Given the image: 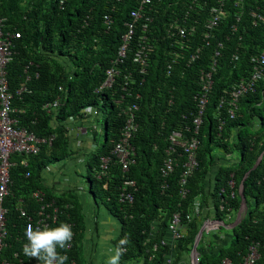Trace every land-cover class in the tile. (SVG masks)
<instances>
[{"label": "trees", "instance_id": "1", "mask_svg": "<svg viewBox=\"0 0 264 264\" xmlns=\"http://www.w3.org/2000/svg\"><path fill=\"white\" fill-rule=\"evenodd\" d=\"M62 1L0 0L6 32L21 33V38L14 42V58L8 66L10 92L16 95L13 105L20 111L13 117L20 120L19 127L41 138L55 136L53 144L44 145L39 154L28 159L14 158L16 165L11 170L10 195L6 200L9 237L0 264L6 260L15 264H21L19 260H23L22 264L39 263L23 254L27 219L21 217L18 208L23 207L33 217L45 203H55L59 208L57 221L50 228L68 223L73 229L71 248L57 250L67 258L66 264H87L84 242L91 230L86 211L93 210L97 215L102 205L120 224L116 250L121 249V241H126L127 252H122L121 264H168L172 257L173 264H181L183 256H190L203 226L196 212L201 213L202 209L206 213L211 207L214 211L209 214L225 223L217 231L226 233L204 236L198 247L201 264H223L226 259L242 264L253 243L261 244L263 263L264 158L257 167L256 164L264 157V122L261 123L256 106L264 104V76L254 93L240 99L234 118L228 114L227 105L220 108V103L224 97L229 99L240 80L250 78L254 57L264 47V23L254 26L250 16L252 11L264 15V1L243 0L241 8L236 7L237 0L227 1L226 19L206 41L204 24L216 11L218 0H200L202 5L193 11L188 7L192 0H153V10L148 7L137 23L134 41L118 67L116 84L100 92L97 90L104 84L106 72L119 55L126 23L141 0ZM175 18H190L186 24L181 22L189 31L191 23L198 21V32L186 39L170 38L167 31ZM144 25H148L147 30ZM150 45V63L143 74L144 67L135 62V57ZM217 52L220 55L216 59L214 87L197 136L199 167L189 178L190 192L183 198V168L177 167L168 179L163 177L161 168L173 131L183 130L187 138L195 135L200 75L211 70ZM196 54L199 58L191 62ZM23 87L27 92L17 95ZM55 101L60 102L58 108L51 113L43 110L44 105ZM132 104L139 106L134 121L138 132L131 140L136 164L125 172L113 151L129 119L123 109ZM91 109L105 115L108 110L105 124L99 117L94 119L97 129L85 121L89 117L86 112ZM73 119L84 120L87 136L75 138L71 134L67 121ZM103 125L105 141L96 155L89 153L88 145L92 139L96 141L97 131ZM249 129L254 132L250 134ZM182 151L178 147L175 156ZM109 157L110 170L100 178L102 158ZM76 159H84L86 177L74 168L72 162ZM50 168L58 171L56 175L68 178L65 188L54 185L47 172ZM86 180L90 182V194ZM231 180L236 182L235 198H231ZM127 181H136L138 186L133 204L121 201ZM243 181L249 213L227 230L233 224L227 222L229 209H233L235 219L243 204ZM37 191L45 195L43 203L33 197ZM85 195L94 200L88 202ZM222 205L225 211H221ZM176 213L182 214L185 237L173 247L163 246L162 241L169 238L168 225ZM99 223H95V231ZM104 223L110 230L109 222ZM111 228L116 232L115 225ZM111 238L114 239V233Z\"/></svg>", "mask_w": 264, "mask_h": 264}, {"label": "built area", "instance_id": "2", "mask_svg": "<svg viewBox=\"0 0 264 264\" xmlns=\"http://www.w3.org/2000/svg\"><path fill=\"white\" fill-rule=\"evenodd\" d=\"M65 0L62 1L64 3ZM121 2L122 0H117ZM156 2H163V0H155ZM227 1L230 0H218V7L216 11L212 13L211 17L204 24V40H208L212 33L217 29L220 24L227 17L226 5ZM264 1V0H262ZM153 0H141L139 2V8L135 9L131 13V19L126 23L127 32L122 38V46L119 51V55L116 60L113 61L112 67L108 69L106 72V80L104 84L101 86L97 92L103 91L107 88H112L116 84V77L119 74V65L124 63L127 52L131 47V44L135 38V32L137 29V23L144 18V12L149 7L152 11L153 8L151 5L153 4ZM205 3H207L205 1ZM204 3V4H205ZM200 0H192L190 10H195L194 7H200ZM202 5V4H201ZM244 5L243 0H237L236 7L241 8ZM243 13L240 12L239 16H242ZM253 19L254 26H258L261 22L264 23V15L260 14L257 11H252L250 15ZM190 18H185L182 21V18H175L169 25L168 34L170 38H175L180 36L181 39L189 38L190 36H195L198 32V21H193L191 23L190 31L185 27H182V23L186 24L187 20ZM147 20L151 21V18H147ZM108 23L110 20L107 18ZM106 21V23H107ZM182 22V23H181ZM6 18L0 15V262L2 257V252L7 246V241L9 237L8 230V221H7V213L8 209L6 207L7 197L10 195V185H11V170L16 165L14 160L15 157H23L24 159H28L30 156L37 155L41 152L42 147L46 144L52 145L55 139V136H51L48 138H41L37 136L35 133L30 132L27 128L19 127L20 120L18 118H14L13 114L19 113L20 111L16 109L13 105V101L15 96L10 92V83L8 79V66L13 61L14 51H15V40L21 38V33H11L6 32ZM148 25H144L143 29L147 30ZM185 44L184 42H182ZM190 44V43H189ZM188 45V44H185ZM209 45V43H207ZM223 45L220 44V47ZM151 45L145 48L144 50H139V54L135 57V62L141 63L143 65L142 73H146V69L149 67V57L151 52ZM200 51V50H199ZM198 51V53H199ZM220 52H217L215 55V60L213 66L210 71H204L200 75V86H201V95L197 96L196 99L199 102L198 108L199 113L194 120V136L189 138L185 137L183 130H175L170 136L171 146L168 147L166 151L167 156L164 159L163 166L161 168V173L165 179H168L171 174H173L177 167H182L183 172L181 176L180 186H181V195L183 198H186L189 194L188 182L189 178L194 174L197 167H199L198 160V149L200 146V140L197 138L199 135V130L203 122V116L206 111L207 104L210 99V93L214 87V75L217 72V57H219ZM198 54L192 56L191 62L198 59ZM255 64L253 65L252 72L250 73V78H244L240 80L233 88L230 93L229 99L224 97L221 100L220 108L226 106L227 112L230 115L231 119L236 115V108L238 107L239 101L241 98L245 97L249 93H254L256 90L257 82L263 79L264 76V47L258 53L256 57H254ZM172 70V67H169ZM30 78L28 77L27 80ZM27 88L23 87L18 92L17 95H22L24 92H27ZM59 101H55L52 103H48L43 106V110H46L48 113H51V110H55L60 106ZM139 111V106L137 104H132L123 109V114L129 117L127 121V125L125 131L122 133L119 142L117 143L113 154L116 156V159L121 163L125 172H128L134 164H136L135 159V148L131 144V140L134 137V134L138 132V125L134 123L136 118V112ZM89 117L86 122L91 124L94 129L98 127L94 125V119H97L100 116V113L97 109H91L88 113ZM85 119V118H84ZM84 120H68L67 123L69 126V130L71 134L74 135L75 138H80L88 135V128L84 127ZM178 147L183 149L182 152L179 153L178 157L175 156V153L178 152ZM185 159L183 162L179 160ZM111 158H102V162L100 165V178L105 176L111 167ZM263 160V159H262ZM183 164V165H182ZM24 165H27V162L24 161ZM48 174L53 180L54 185L59 188H64L68 183V178L64 176H58L55 173L58 171L55 168L48 169ZM29 176V174H28ZM230 188L232 190L231 198H235L236 196V182L231 180ZM123 193L121 194V201L128 202L133 204L135 197L134 194L138 191V186L136 181H127L124 183ZM130 190L127 194L126 191ZM131 192V193H130ZM225 192V189L222 190V193ZM242 192V188H241ZM44 194L40 191L34 192L33 197L37 200H40L42 203L44 202ZM224 202V201H223ZM20 203L23 204V201L20 200ZM226 204H229L226 201ZM22 218L27 219L26 223V231L29 225L32 226L33 230L37 227L43 229L45 227L50 228L52 222H56L58 218L59 208H56L55 203H45L40 207L37 213L32 217L29 215L28 211H26L23 207L18 208ZM196 209L200 211V207L196 205ZM226 207L224 205L221 206V211H225ZM52 211V212H51ZM205 213V210L201 213L196 212V216L202 219L203 226L201 231L203 230L204 236L209 235L211 232L217 231L222 226L225 225L224 222L217 220L214 217V214H209L214 211V208L211 207ZM233 209H229V214L227 218V222L233 223L229 225L234 227L240 223L241 217L245 215L246 208L243 210V204L234 219V214L232 213ZM242 214V215H241ZM200 231V233H201ZM169 238L162 241V245H170L174 246L179 240L183 239L186 234V226L183 225V217L181 213H176L170 223L168 225ZM199 233V234H200ZM207 233V235L205 234ZM199 237V235H198ZM197 237V239H198ZM196 239V240H197ZM200 240V242H201ZM170 241V243H169ZM125 243L121 244L120 247L123 253H126L127 250L125 248ZM197 251L190 253L191 263L190 264H201L202 254L199 253L198 247ZM196 243V242H195ZM71 248V245L68 247ZM261 244L253 243L248 251L247 256L244 258L242 264H264L262 263V253H261ZM158 249V247H155ZM169 257H172L169 256ZM15 258L18 259V254L15 255ZM22 264L23 260H19ZM168 264H173L174 259L169 258L167 261ZM3 264H15L13 261H4ZM40 264V262L38 263ZM75 264V263H73ZM121 264V263H120ZM181 264H184L181 261ZM223 264H234L232 260L226 259Z\"/></svg>", "mask_w": 264, "mask_h": 264}, {"label": "rangeland", "instance_id": "3", "mask_svg": "<svg viewBox=\"0 0 264 264\" xmlns=\"http://www.w3.org/2000/svg\"><path fill=\"white\" fill-rule=\"evenodd\" d=\"M110 109V107H108V110ZM256 109L258 111V116L260 118L261 123L264 122V104H260L256 106ZM108 110L106 111V115L104 113H101L99 118H101V120H103V123L105 124L106 121V117H107V113ZM84 126L86 128H88L87 124L85 123ZM105 125L101 126L100 129H98L97 134H96V141L94 142V140L92 139V143H89V153H91L92 151L94 152V154L96 155L98 153L99 148L102 146V144L105 141ZM263 129V127L261 128ZM250 134H252L254 131L253 129H249ZM86 141V139L84 140ZM79 147L81 145H78ZM74 168H76V171L78 172V174H82L81 176L86 177L88 172H87V166L85 164L84 159H76L75 161L72 162ZM76 175V174H75ZM85 185H86V190L89 193L90 190V182L89 180L85 181ZM94 190H96V187H94ZM90 194V193H89ZM88 196V195H87ZM85 195V197L87 198L88 202L89 199H91L92 201L94 200L93 196H89L87 197ZM100 206H101V202L100 200H98ZM251 203V206L253 205L251 201H249V204ZM88 209V208H87ZM93 210H88L86 211V216H87V223L88 226L91 230V234H89L87 232L86 234V238H85V242H84V256L85 259L87 260V264H107V261L109 259V257L115 255L116 252V244L120 241L119 237H120V224L119 222L114 218L111 220L114 221V224L116 226V232L112 231L111 225L110 226V230L107 229L105 226V223H102V221H105V219H110V215L109 211L104 208V206H101V210L100 212H98L97 215H94V211H93V215L91 217V212ZM249 212L247 211V214ZM96 216V217H95ZM100 222V223H99ZM95 223L96 224H101L99 225V229L97 231H95ZM228 230V228H226ZM225 230V229H224ZM226 231V230H225ZM111 233H114V239L111 238ZM213 233H217V234H225L226 232L222 231H214ZM207 235V233H205ZM132 264H143L141 262L139 263H132Z\"/></svg>", "mask_w": 264, "mask_h": 264}, {"label": "clouds", "instance_id": "4", "mask_svg": "<svg viewBox=\"0 0 264 264\" xmlns=\"http://www.w3.org/2000/svg\"><path fill=\"white\" fill-rule=\"evenodd\" d=\"M246 209L248 210V206ZM25 236L27 240L23 246L25 256L37 259L40 264H66L67 258L61 256L57 250H66L71 245L74 232L70 224L62 223L58 227L43 229L37 227L35 230L29 225ZM123 243L125 242L121 241V244ZM121 256L122 250L118 247L115 255L109 257L107 264H120Z\"/></svg>", "mask_w": 264, "mask_h": 264}, {"label": "water", "instance_id": "5", "mask_svg": "<svg viewBox=\"0 0 264 264\" xmlns=\"http://www.w3.org/2000/svg\"><path fill=\"white\" fill-rule=\"evenodd\" d=\"M261 160H262V157L259 159L258 163L256 164V167L261 163ZM244 181H245V180H244ZM244 181H243V183H242V185H241V188H242L241 197H242V200H243V210H244V208L247 207V205H246V198H245V196H244V194H243V191H244ZM241 215H242V214H241ZM240 217H241V220H242L243 217H242V216H240ZM238 224H239V223H238ZM202 235H203V230L201 231V233L199 234L198 239L196 240L195 248H194V251H195V252L197 251V246H198V244H199V242H200V240H201V238H202Z\"/></svg>", "mask_w": 264, "mask_h": 264}, {"label": "crops", "instance_id": "6", "mask_svg": "<svg viewBox=\"0 0 264 264\" xmlns=\"http://www.w3.org/2000/svg\"><path fill=\"white\" fill-rule=\"evenodd\" d=\"M65 188V187H64ZM247 209H246V212H245V214L247 213ZM107 216H109V215H107ZM105 221L106 222H109V224L110 225H112V226H114L115 224H114V221L113 220H111V216H110V219H105ZM105 221H102V223H104ZM233 227H231V226H228V229H232ZM112 230H113V228H112ZM182 262L184 263V264H190L191 263V258L188 256V255H185V256H183V260H182Z\"/></svg>", "mask_w": 264, "mask_h": 264}]
</instances>
